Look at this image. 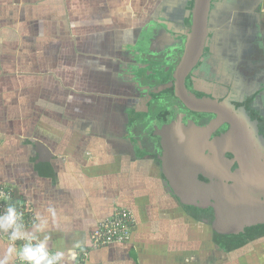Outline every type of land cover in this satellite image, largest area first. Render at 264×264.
I'll return each mask as SVG.
<instances>
[{"label": "crops", "instance_id": "crops-1", "mask_svg": "<svg viewBox=\"0 0 264 264\" xmlns=\"http://www.w3.org/2000/svg\"><path fill=\"white\" fill-rule=\"evenodd\" d=\"M192 4L0 0V185H13L34 212V222L21 234L55 254L64 252L59 264L76 263L77 252L88 246L90 232L115 203L135 214L131 239L91 251V262L264 264V230L231 247L216 227L170 196L157 160L139 152L136 133L122 129L132 115L127 100L141 95L134 84L138 73L149 70L142 56L162 49L152 30L168 26L169 37L174 27L190 24ZM211 4L214 44L234 55L231 81L260 86L264 0ZM254 43L258 56L243 54ZM240 66L260 71L258 77L249 70L243 75ZM9 245L0 236V258Z\"/></svg>", "mask_w": 264, "mask_h": 264}, {"label": "flooded vegetation", "instance_id": "flooded-vegetation-1", "mask_svg": "<svg viewBox=\"0 0 264 264\" xmlns=\"http://www.w3.org/2000/svg\"><path fill=\"white\" fill-rule=\"evenodd\" d=\"M192 2L194 3V0ZM211 3L209 6V8L211 7L210 10L212 9ZM192 7L193 4L191 9ZM209 15L210 11L207 17V27H209ZM187 17H190L191 23V15L189 14ZM189 26L190 24H183V27L180 29L174 27L172 31L175 32L169 37H166V29L168 26L165 28L156 27V29L154 28L152 30L154 43L158 45L156 47H161V51H167L165 57L163 56L166 60H163L156 67L157 69H155L154 62L151 59L148 63L149 70L146 71V74L142 72L138 73L141 79L134 84L136 85L138 83L137 92L139 91L141 95L139 99H136V103L130 98L127 100L126 107L132 109V115L129 117L131 119L128 118L123 123L122 129L126 133H136L139 152L147 151L149 155L157 160L160 169L159 175L170 196L176 197L181 201L182 205L186 207L192 216L197 214L195 218H201L207 221L211 227H216L218 237L224 239L220 234L218 208L212 201V199L218 198V195H216L218 183H221V188H223L219 196L222 199L229 197L238 198L237 195L234 196L232 189L234 181L242 182L244 193H247V190L253 188L258 189L256 192L262 191V189L264 190L263 183L256 182L251 178L249 166L246 163L243 162L240 165L239 163L235 164L229 161L232 160V154L229 150H233V144H228L221 150L224 158H226L221 160L222 163L217 161V158L215 159V155L217 156L219 152V146L215 143L211 144V142L223 137L229 131L230 125L223 123L210 134V137L205 140L207 149L204 154L195 152L196 148L192 147L193 144L186 141L185 144H182L184 148L181 152H178L179 164L174 169L170 168V162H163L161 160L163 149L160 145L161 138L157 135L159 129L163 130L168 127L178 128V126L203 128L215 118V114L213 113L192 111L189 109L177 97L174 90V68L182 57L186 39L185 31ZM209 29L201 55L185 78L184 84L187 94L198 99L216 100L234 112L246 114L251 120L256 121L258 127L264 134V81L260 86L254 85L250 87L247 85L245 88L241 83L231 81V69L235 67L231 63L235 61L233 59L234 55L228 54V50L217 49ZM259 48L254 43L252 47L243 50V54L248 52L250 55L249 51H251L256 57L258 56ZM158 53L151 54L152 58H159L161 56L159 50ZM258 63H260V60L257 59L256 68L260 69L261 66ZM137 66L139 65L137 64ZM247 67V71L254 72L255 75L253 78L258 77L260 71L257 70L258 72H255L249 66ZM240 70L243 75L248 74L244 67L240 66ZM162 94L167 95L169 101L166 104L167 110L163 114V119H160L164 123L161 124L159 122L157 124V122H151L144 126L139 125L137 122L138 120H144V116L147 115V108H149L152 99H158L156 96ZM212 148H215L217 153L213 152ZM174 178L179 179L180 186H178V189H176L173 182ZM213 188H215L214 191ZM184 198H192L196 201L185 204L182 202ZM199 199L204 200V202L198 201ZM260 231H256L252 236H256ZM248 237L249 235H247Z\"/></svg>", "mask_w": 264, "mask_h": 264}, {"label": "water", "instance_id": "water-1", "mask_svg": "<svg viewBox=\"0 0 264 264\" xmlns=\"http://www.w3.org/2000/svg\"><path fill=\"white\" fill-rule=\"evenodd\" d=\"M211 0H194L192 9L187 12L191 15V23L186 32L184 51L181 59L174 68V90L179 99L192 111H201L215 114V118L205 127L159 129L157 135L161 138L160 145L163 149L161 160L170 162V168L179 164L178 152L184 148L186 141L193 144L200 154L206 152V139L223 123L230 125L229 131L221 138L213 140L219 146V152L215 159L219 162L224 160L222 149L233 144L230 162L246 163L249 166L251 178L264 186V134L256 121L251 120L246 114L234 112L213 99H198L189 96L185 90V78L190 73L194 64L201 55L208 35L207 17ZM222 146V148H220ZM216 152L215 148H212ZM217 153V152H216ZM215 154V153H214ZM222 163V162H221ZM176 189L180 186L179 179L173 180ZM221 183H218L216 195L212 199L218 208L220 219V234L231 244H237L247 239V235H253L258 230H264V190L249 189L243 192L242 182H233V193L238 198L222 199L219 196L223 191ZM259 188V187H256ZM215 188H213V191ZM187 202H194L192 198H184ZM198 201H203L199 199ZM225 204H224V203Z\"/></svg>", "mask_w": 264, "mask_h": 264}, {"label": "built area", "instance_id": "built-area-1", "mask_svg": "<svg viewBox=\"0 0 264 264\" xmlns=\"http://www.w3.org/2000/svg\"><path fill=\"white\" fill-rule=\"evenodd\" d=\"M14 205L18 213H22V218L17 217L16 224L4 232L3 221H0V236L9 244H14L17 249L23 245L30 243L33 247L41 244L32 236H25L21 234V238L14 242L10 240V235L13 231L19 230L32 225L34 222V212L30 205L21 200L20 196H16L15 187L8 183L0 185V214H2L9 205ZM135 214L131 207L126 204L115 203L111 213L101 219L97 225L92 229L89 235V243L85 248L77 252L75 264H103L90 261V253L93 250L100 249L105 246L113 244H126L131 239L132 231L135 227ZM45 251L52 258L55 253L51 252L45 247ZM60 260H53V264H59ZM14 264H32L31 261L20 260L17 253L14 255Z\"/></svg>", "mask_w": 264, "mask_h": 264}, {"label": "clouds", "instance_id": "clouds-1", "mask_svg": "<svg viewBox=\"0 0 264 264\" xmlns=\"http://www.w3.org/2000/svg\"><path fill=\"white\" fill-rule=\"evenodd\" d=\"M49 211L53 216H55V213L52 209H49ZM17 217L22 218V213H18L15 206L11 204L2 214H0V221H3L4 232H7L9 227H12L16 224ZM18 238H21V233L19 230L13 231L10 235V240L14 242ZM32 238L34 239L35 237ZM47 239L48 237L46 236L45 240ZM13 252L17 253L20 260L31 261L32 264H53V260H61L65 257L64 252L58 251L52 258H49V254L45 251V245L43 243L36 247H33L30 243H27L19 249H17L14 244H10L7 247L3 257L0 258V264H9V261L13 258ZM69 255L72 259H75L76 253L69 250Z\"/></svg>", "mask_w": 264, "mask_h": 264}, {"label": "rangeland", "instance_id": "rangeland-1", "mask_svg": "<svg viewBox=\"0 0 264 264\" xmlns=\"http://www.w3.org/2000/svg\"><path fill=\"white\" fill-rule=\"evenodd\" d=\"M167 51H160L161 56L159 58L153 57L152 55L149 53L146 56H142V61H144L145 65H149L148 63L151 61L154 62V67L155 69H157L156 67L163 62V60L165 61L166 58H163V56L165 57ZM158 60V61H157ZM158 99H160V101H158V99H152V101L150 102L149 108H147V115L144 116V120H138V124L141 126H144L145 124H150L151 122H157V124L160 122L161 124L164 123L162 120L163 119V114H165V110L166 109V104L168 101L167 99V95H159L156 96ZM172 103V102H170ZM162 115V116H161ZM169 118V117H168ZM169 120V119H167ZM13 264H14V259H13Z\"/></svg>", "mask_w": 264, "mask_h": 264}, {"label": "trees", "instance_id": "trees-1", "mask_svg": "<svg viewBox=\"0 0 264 264\" xmlns=\"http://www.w3.org/2000/svg\"><path fill=\"white\" fill-rule=\"evenodd\" d=\"M182 202L185 203V204H188V203H189V202L184 201V200H182ZM196 212H197V211H196ZM194 214H195V213H194ZM194 214H193V215H194ZM196 215H197V214H195L194 217H196ZM260 232H262V231H260ZM260 232H259V233H260ZM252 237H254V236L249 235V237H248L246 240H242V241H240V242L237 243V244H231V247H237V246L243 244L244 242H246L248 239H250V238H252Z\"/></svg>", "mask_w": 264, "mask_h": 264}]
</instances>
